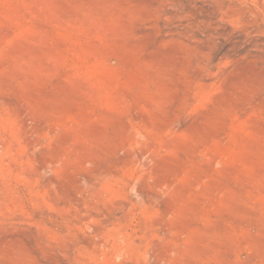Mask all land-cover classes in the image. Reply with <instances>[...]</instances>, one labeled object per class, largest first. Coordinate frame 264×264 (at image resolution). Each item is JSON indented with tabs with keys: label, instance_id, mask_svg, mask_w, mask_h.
Masks as SVG:
<instances>
[{
	"label": "rangeland",
	"instance_id": "1",
	"mask_svg": "<svg viewBox=\"0 0 264 264\" xmlns=\"http://www.w3.org/2000/svg\"><path fill=\"white\" fill-rule=\"evenodd\" d=\"M0 264H264V0H0Z\"/></svg>",
	"mask_w": 264,
	"mask_h": 264
}]
</instances>
